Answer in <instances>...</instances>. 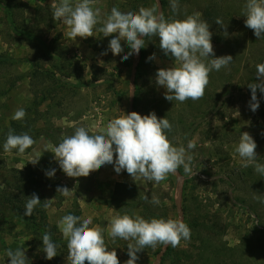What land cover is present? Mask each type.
<instances>
[{"label":"rangeland","instance_id":"obj_1","mask_svg":"<svg viewBox=\"0 0 264 264\" xmlns=\"http://www.w3.org/2000/svg\"><path fill=\"white\" fill-rule=\"evenodd\" d=\"M0 1L10 12L6 15L0 5V190L12 172L30 167L39 178L45 200H49L46 216L53 236L66 245L57 224L64 215L77 211L81 218H92L90 227L105 229V243L109 250L115 249L120 264L129 259L127 244L132 241L108 238L113 215L180 219L179 209L191 237L177 247L169 245L172 253H167V248L158 264H264V176L252 166L242 167L235 153L240 133L248 132L257 144V161L264 164V93L257 90L259 107L253 112L248 88L249 83L260 82L256 66L264 63V36L257 39L245 26L246 0H178V14L172 12L170 0H162L165 18L182 20L209 9L214 18L205 21L210 24L215 56L233 58L226 68L210 73L204 96L197 101L180 103L164 98L165 89L156 85L155 74L160 68L171 67L174 58L164 55L158 37H144L146 54L140 77H134L132 112L142 116L155 112L158 118H167L173 126L167 135L174 146L196 142V148L189 152L192 172L185 174L183 167L178 169L182 176L178 201L175 175L159 184L134 182L125 170L117 174L113 165H105L87 177L70 178L51 152L76 127L99 133L109 120L121 115L120 111L129 113L132 68L137 60L139 64L140 55L122 60L130 51L122 40L124 51L113 56L108 44L115 34L104 37L95 29L93 37L70 39L67 27L52 18L53 6L59 0ZM154 3L156 0H97L105 15L113 6L122 12H135ZM216 18L226 27L217 25ZM152 54L155 59L149 60ZM19 108L25 109L26 116L13 120ZM12 121H19L22 128L17 134L28 133L35 141L22 155L15 149L11 153L3 149ZM36 158L38 163H30ZM51 169L56 171L49 178L45 173ZM117 183L136 189L126 195L124 204L117 201ZM65 186L72 195L56 191ZM153 196L159 198V205L150 203ZM18 248L25 251L29 264H67V249L57 247V255L47 260L41 240L21 223L0 216V264H10L6 249ZM163 248L157 245L138 252L136 264H155Z\"/></svg>","mask_w":264,"mask_h":264},{"label":"clouds","instance_id":"obj_2","mask_svg":"<svg viewBox=\"0 0 264 264\" xmlns=\"http://www.w3.org/2000/svg\"><path fill=\"white\" fill-rule=\"evenodd\" d=\"M170 7L174 14H178V0H170ZM243 16L246 17L245 26L257 39L264 36V0H246ZM52 18L67 27V36L73 41L77 37H93L94 29L104 37L115 34L109 40L108 50L113 56L119 55L124 51L121 41H125L130 51L121 57L122 60L138 54L145 47L144 37H158L159 48L165 56L173 57L174 63L171 67L157 70L155 83L165 89L164 98L171 102L203 98L210 73L226 68L233 60L230 55L215 56L210 24L202 19L201 12L196 11L182 20L165 18L159 9V0L150 7H139L135 12H122L113 6L110 14L106 15L97 6V0H59L53 6ZM215 23L226 27L220 18H216ZM98 24L101 26L97 27ZM224 34L227 36L226 31ZM148 59H155V54ZM256 77L259 83L248 84L253 112L259 107L257 90L264 93V63L257 64ZM120 112L121 115L109 120L99 133L90 134L85 127H76L72 135L65 136L53 146L54 159L67 177H87L102 166L113 165L117 174L125 170L134 182L159 184L169 175H175L180 167L185 174L192 172L193 157L189 152L196 148L194 140H189L186 147L174 146L168 139L167 133L173 126L167 118H158L155 112L143 116L134 111L128 114ZM25 116V109L19 108L12 119L22 120ZM34 143L28 133L14 134V130L9 128L3 149L8 153L15 149L22 155ZM256 147L252 136L242 132L235 153L241 158L242 167L252 166L256 173L264 176V164L257 161ZM30 163L35 165L38 158ZM55 171L51 169L45 174L51 178ZM56 191L64 196L72 195V190L66 186L58 187ZM145 200H148L147 196ZM47 201L42 205L45 209L50 207ZM150 203L159 205L160 200L153 196ZM38 205H41V200L33 193L27 197L23 216L30 217ZM90 225L91 217L81 218L73 214H66L58 221L57 226L66 241L67 264H120L115 249L109 250L105 243V229ZM107 236L113 242L117 238L132 241L127 244L129 259L125 264H136L138 252L157 245L177 247L181 240L190 239L191 229L181 219L146 220L140 215L118 213L110 220ZM42 242L45 258L53 259L57 255V245L49 232L43 234ZM5 255L10 264H29L22 248L6 249Z\"/></svg>","mask_w":264,"mask_h":264},{"label":"trees","instance_id":"obj_3","mask_svg":"<svg viewBox=\"0 0 264 264\" xmlns=\"http://www.w3.org/2000/svg\"><path fill=\"white\" fill-rule=\"evenodd\" d=\"M162 8H165V2L161 0ZM1 7L4 9L6 15H10L9 10L1 3ZM165 15V14H164ZM202 18L204 20H209L212 17V14L209 12V9H206L203 12ZM145 40V39H144ZM145 48H142L140 50V56H139V64L136 69V75L135 80H138L140 77L141 68L143 66V60L145 58ZM3 58L0 57V61H2ZM27 123V122H25ZM27 131L29 130V123L25 126ZM11 129L14 130V134L20 133L22 130L19 121H12L11 122ZM9 130V129H8ZM23 132V131H21ZM190 136V132L188 131L186 134V139H188ZM30 150L27 149L26 151ZM136 189L134 186L126 185L123 183H117L115 185V194L118 196L117 201L118 203H125L126 195L135 193ZM35 193L38 195L39 199L41 200V205H38L32 215L30 217L23 216L25 204L27 201V197H31V195ZM124 196L125 198H121ZM43 203H45L44 195L41 192V185L38 176L36 173L33 172V170L30 167H25L21 170H15L12 172V176L9 180L5 181L3 188L0 190V216L3 219H9L13 221H17L21 223L24 227H26L27 230L30 231V233L42 241L43 234L47 231L50 233L51 238L53 242L57 245V247H61L62 249H67V246L58 238H55L53 236V232L49 229L50 225L47 222V216L46 211L47 208H43ZM147 211V210H146ZM68 214H73L78 216V212H70ZM150 212H148V215ZM203 245V248L201 250L203 252L207 251L204 248V241L201 242ZM221 249H216L214 251H218ZM167 253H172V248L169 247L167 249ZM56 260V258H55ZM58 260V259H57ZM46 264V263H44ZM51 264V263H49ZM203 264H207L204 262ZM218 264V263H217Z\"/></svg>","mask_w":264,"mask_h":264},{"label":"water","instance_id":"obj_4","mask_svg":"<svg viewBox=\"0 0 264 264\" xmlns=\"http://www.w3.org/2000/svg\"><path fill=\"white\" fill-rule=\"evenodd\" d=\"M159 9H160V11H162V7H161L160 0H159ZM138 55H140V51H139ZM137 64H138V60L134 64V66L132 68V74H131L132 93H131V101H130L129 113L132 112V109H133V95H134V89H135L134 77H135V74H136ZM175 176L177 177V181H178L177 182L178 183V198H177V201H178L181 198V196H182V176H181V174L178 171L175 174ZM179 216H180V219H181L182 218V211H181V209H179ZM168 246L169 245L164 246V248L162 249V251L160 252V254L157 256V260H156L155 264H158V262L162 258L163 254L166 251V249L168 248Z\"/></svg>","mask_w":264,"mask_h":264}]
</instances>
